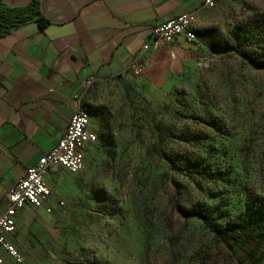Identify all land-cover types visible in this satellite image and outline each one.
<instances>
[{"label": "rangeland", "instance_id": "374dc122", "mask_svg": "<svg viewBox=\"0 0 264 264\" xmlns=\"http://www.w3.org/2000/svg\"><path fill=\"white\" fill-rule=\"evenodd\" d=\"M250 23H264V0H218L197 15L194 40L161 51V69L86 87L98 141L81 172L51 185L66 206L19 231L28 264L243 259L181 211L220 205L234 218L264 198V43L244 36ZM200 157L215 170L208 180L188 168Z\"/></svg>", "mask_w": 264, "mask_h": 264}, {"label": "crops", "instance_id": "0c3cea01", "mask_svg": "<svg viewBox=\"0 0 264 264\" xmlns=\"http://www.w3.org/2000/svg\"><path fill=\"white\" fill-rule=\"evenodd\" d=\"M38 1L48 22L43 29L30 22L0 37V208L26 169L61 138L75 110L73 98L89 83L116 79L143 45L153 42L157 25L183 13L199 15L205 0ZM30 2L2 0L11 8ZM181 39L152 47L144 56L143 73L147 63L161 69V51ZM63 171L47 175L50 188L68 173ZM48 205L58 208L52 201ZM47 214L46 207L28 206L17 215L9 241L21 254L19 231L33 215L46 220ZM3 258V264H15L4 253Z\"/></svg>", "mask_w": 264, "mask_h": 264}, {"label": "built area", "instance_id": "2783aa9c", "mask_svg": "<svg viewBox=\"0 0 264 264\" xmlns=\"http://www.w3.org/2000/svg\"><path fill=\"white\" fill-rule=\"evenodd\" d=\"M217 1L205 0L202 8L211 9ZM197 15V12L183 13L157 25L151 34L153 42L143 45L140 52L117 77L140 78L144 69V56L152 47L170 45L178 38L194 40L193 30ZM82 94L73 98L75 110L59 141L36 164L26 169L23 177L5 195L4 205L0 208V264L4 262L3 253L15 264H28L25 257L9 241V237L16 231L17 215L28 206L46 207L50 213V201L63 209L65 202L53 195L46 180L47 175L61 169L72 175L81 172L87 148L98 140L97 133L92 129L90 116L83 106Z\"/></svg>", "mask_w": 264, "mask_h": 264}, {"label": "trees", "instance_id": "16d2710c", "mask_svg": "<svg viewBox=\"0 0 264 264\" xmlns=\"http://www.w3.org/2000/svg\"><path fill=\"white\" fill-rule=\"evenodd\" d=\"M30 22H38L41 29L48 23L41 14L38 0H31L30 4L24 8L6 7L0 0V37ZM249 26L243 32L244 36L252 39L259 32L261 42L264 43V23L259 26L250 23ZM121 78L124 77H116V79ZM187 162L188 168H193L195 174L203 180L210 179L215 172L205 157L189 158ZM217 172L219 173L218 170ZM219 208L220 205L199 204L184 208L181 213L184 218L196 217L201 220L223 245L240 250L243 253V259L238 264H264V198H257L254 201L247 199L245 207L234 218L218 213Z\"/></svg>", "mask_w": 264, "mask_h": 264}]
</instances>
